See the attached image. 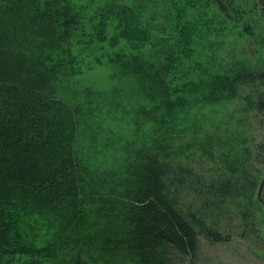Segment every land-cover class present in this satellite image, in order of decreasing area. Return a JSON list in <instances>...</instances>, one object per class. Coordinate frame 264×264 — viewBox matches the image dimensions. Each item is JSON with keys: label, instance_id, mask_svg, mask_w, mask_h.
<instances>
[{"label": "trees", "instance_id": "1", "mask_svg": "<svg viewBox=\"0 0 264 264\" xmlns=\"http://www.w3.org/2000/svg\"><path fill=\"white\" fill-rule=\"evenodd\" d=\"M93 1L0 0V264H26L28 254L36 264L50 263L60 251L83 264L78 244L92 246L96 238L105 254L120 247L136 264H172L177 256L193 257L201 237L224 240L203 209L255 191L256 180L239 163L226 179L195 189L204 194L201 207L181 204L189 172L173 166L164 138L158 142L170 97L192 92L182 68L173 66L178 48L189 45L194 30H212L228 18L217 8L185 16L183 9L175 20L164 10L156 16V6L148 5L158 0L133 7L104 0L97 8ZM167 25L179 31L177 44ZM243 52H229L223 74L197 84L193 102L231 100L248 82L264 83L262 66L250 67V52ZM86 60L103 69L108 85H87ZM250 97V107L264 116V95ZM141 119L153 124L142 138ZM128 125L129 136L120 129ZM29 218L27 242L12 230ZM41 230L52 236L45 248ZM87 230L97 233L87 238ZM104 262L101 255L97 263Z\"/></svg>", "mask_w": 264, "mask_h": 264}, {"label": "rangeland", "instance_id": "2", "mask_svg": "<svg viewBox=\"0 0 264 264\" xmlns=\"http://www.w3.org/2000/svg\"><path fill=\"white\" fill-rule=\"evenodd\" d=\"M141 1L147 5L146 0ZM210 1L213 2V0H158L159 4L150 2L148 5L156 6L158 11L156 16H160L164 10L171 13L174 20L183 9L185 16L202 10L206 12L212 10L211 12L216 13L217 8L222 12L224 19L228 18L220 22L222 25L214 23L212 30L209 28L207 30L203 28L202 31L194 30L189 45L178 48L173 66L177 69L182 68L187 82L193 84L192 92L176 93L170 97L166 111L171 114L167 119V125L170 127L168 130L167 125L159 128L161 132L158 133V142H162L163 138L168 142V146L172 148L171 153L174 154L173 166L178 167L179 163L182 169L189 172L184 174V179L194 183L186 182L188 186L179 192L181 204L201 207L204 194L202 192L198 195L195 189L226 179L235 164L244 165L246 170L251 172L250 177L256 180V185L251 198L244 192L237 200L229 201L220 209L216 207L209 211L203 209L204 220L209 226H214L224 240L214 242L201 237L198 250L193 257L177 256L172 264H264V116L251 108L246 100L247 96L254 98L258 93L264 95V83L248 82L247 86L241 87L239 97L231 100L215 101L209 97L204 99L199 96L198 102H193L198 94L196 85L208 82L215 75L223 74V66L232 50L236 56L241 57L245 53L243 49L248 50L251 53L248 55L252 57L249 66L253 68L262 66L264 69V0H215L213 4ZM103 2L104 0H94L91 5L98 6ZM126 3L133 7L137 0H127ZM145 7L147 6L139 8ZM149 9L147 15L148 12L153 13ZM166 12H163V15H166ZM160 22L166 24L167 20L160 17L158 23ZM167 26L172 30L174 42L177 44L181 40L179 31L176 29L174 32L175 27ZM112 33L114 31L111 26L109 36ZM183 47H187L185 53ZM248 55L245 54V57H249ZM88 61L86 60V63L83 61V76L89 79L87 85L106 82L103 69L94 61L90 64ZM89 65L94 67L90 69ZM182 80V78L177 80V84L182 85ZM161 108L164 111V107ZM141 121L144 123L139 130L142 138L146 137L148 127L151 128L153 124L147 120ZM132 128L128 125L126 129L123 126L120 129L129 136ZM81 138L83 139V133ZM82 144L84 147L83 141ZM108 156L107 154L103 158L106 166ZM244 211L246 217L243 216ZM244 219L248 226L244 225L246 222ZM31 227L32 219L29 218L25 221L24 227L20 226L12 231H16L15 236H23L25 241L29 242L33 237L32 232H29ZM86 233L87 238H92L97 232L87 230ZM40 234L43 236L40 246L45 248L43 246L52 236L46 230H41ZM101 239L96 238L92 246L85 245L84 241L79 242L83 264H136L130 253L120 247L111 249L113 251L111 255L97 250V244H103ZM39 240H36V243L40 242ZM112 245L117 246L114 243ZM101 255L105 262L97 263ZM36 260L38 259H34L30 254L23 258L26 264H36ZM109 261L111 262L108 263ZM41 264L72 262L67 252L60 251L58 258L50 263Z\"/></svg>", "mask_w": 264, "mask_h": 264}]
</instances>
